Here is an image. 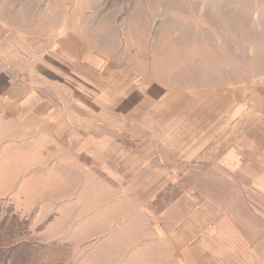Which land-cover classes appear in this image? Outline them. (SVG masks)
Instances as JSON below:
<instances>
[{"label": "crops", "instance_id": "0c3cea01", "mask_svg": "<svg viewBox=\"0 0 264 264\" xmlns=\"http://www.w3.org/2000/svg\"><path fill=\"white\" fill-rule=\"evenodd\" d=\"M37 7V0L0 6V198L37 227L38 243L64 254L57 257L64 263L264 264L263 186L255 182L261 192L251 197L245 182L224 178L231 177L230 148L222 151V167L221 160L212 170L189 169V188L160 208V194L187 169L182 148L166 145L183 138L182 112L168 133L172 123L152 114L150 102L121 115L112 95L102 102L81 94L84 75L21 72L6 63L24 60L7 47L12 24L30 36L24 47L41 60L54 55L55 42L70 55L91 47L69 8L38 20ZM89 73L95 80L104 74Z\"/></svg>", "mask_w": 264, "mask_h": 264}, {"label": "rangeland", "instance_id": "374dc122", "mask_svg": "<svg viewBox=\"0 0 264 264\" xmlns=\"http://www.w3.org/2000/svg\"><path fill=\"white\" fill-rule=\"evenodd\" d=\"M61 3L91 46L88 52L70 55L55 42L54 55L41 60L24 47L30 36L6 24L7 47L19 49L24 59L6 63L21 72L33 67L45 74H75V80L84 75L87 90L81 94L102 102L112 95L121 115L127 106L143 108L150 102L152 114L159 112L167 116L166 125L172 123L168 133L182 112L183 138L166 145L182 148L187 169L160 194V208L189 188V169L212 170L221 160L222 167V151L229 148L232 171L224 178L245 182L251 197L261 192L255 182L264 190V0H37V19L59 14ZM93 70L104 74L95 80ZM4 84L0 73V88ZM243 139L245 146L238 147ZM153 144L160 147L161 142ZM38 240L37 227L0 198V264H79L64 263L57 258L64 254L45 249Z\"/></svg>", "mask_w": 264, "mask_h": 264}, {"label": "trees", "instance_id": "16d2710c", "mask_svg": "<svg viewBox=\"0 0 264 264\" xmlns=\"http://www.w3.org/2000/svg\"><path fill=\"white\" fill-rule=\"evenodd\" d=\"M159 199V198H158Z\"/></svg>", "mask_w": 264, "mask_h": 264}]
</instances>
